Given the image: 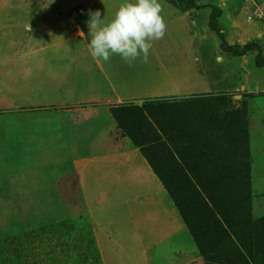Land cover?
Listing matches in <instances>:
<instances>
[{"label":"rangeland","instance_id":"1","mask_svg":"<svg viewBox=\"0 0 264 264\" xmlns=\"http://www.w3.org/2000/svg\"><path fill=\"white\" fill-rule=\"evenodd\" d=\"M124 2L0 0V264H141L124 248L103 251L101 244L113 239L101 237L99 207L85 191L69 196L62 184L64 175L81 174L98 154L126 147L141 152L111 117L110 106L178 102L166 120L180 126L187 150H208L190 160L195 177L211 189L223 188L228 200L247 202L252 218L264 215V96L242 98L264 91V69L254 64L256 57L264 61V18L253 16L259 6L264 12V0H158L170 12L164 21L186 13L184 41H153L161 60L113 63L124 77L141 80L149 73L154 96L121 101L116 96H126V85L112 101L92 100L91 85L100 96L109 87L100 60L88 50L90 12L99 10L107 23ZM208 4L219 9L226 40L251 48L244 56L219 49L207 26ZM174 29L164 36L170 31L179 37V24ZM151 157L174 193L186 194L182 174L159 154Z\"/></svg>","mask_w":264,"mask_h":264},{"label":"crops","instance_id":"2","mask_svg":"<svg viewBox=\"0 0 264 264\" xmlns=\"http://www.w3.org/2000/svg\"><path fill=\"white\" fill-rule=\"evenodd\" d=\"M163 14L170 12L163 9ZM165 23L166 31L179 24V37L172 38L169 31L168 37L156 41H184L181 27L187 24L186 13L171 15ZM151 50L148 59L161 60L154 48ZM122 60L119 55H112L107 62L100 60V72L109 91L100 96L91 85L90 99L112 101L115 90L126 85L130 88L126 96H116L121 101L139 102L154 96L156 88L149 83V73L142 77L147 78L145 86L143 79L113 71V63ZM209 86L212 89L215 85ZM62 179L69 196L72 190L85 191V199L90 198L92 205L99 207L101 237L113 239L101 244L103 251L108 247L110 253L125 250L139 255L141 264H204L179 211L138 147L98 154L90 158L81 174L70 171Z\"/></svg>","mask_w":264,"mask_h":264},{"label":"trees","instance_id":"3","mask_svg":"<svg viewBox=\"0 0 264 264\" xmlns=\"http://www.w3.org/2000/svg\"><path fill=\"white\" fill-rule=\"evenodd\" d=\"M203 7L210 8L207 26L214 32L222 52L241 57L251 50L246 44L240 47L226 40L223 27L217 23V6L208 4ZM254 64L264 69V61L258 57ZM260 96H264V91L242 94V98L247 99ZM177 105L178 102L171 100H147L140 105L110 106L109 112L141 147L144 157L178 208L205 264H264V215L252 218L247 202L228 200L223 188L216 186L211 189L195 177L190 160L199 161L202 154L198 152L208 150L202 145H193L191 150H187L188 141L182 136L180 126L166 120L165 117L171 116L170 111ZM223 111L224 106L219 110L220 119L224 117L221 116ZM192 124L195 127V123ZM152 154H159L164 162L171 163V167L182 174V187H186V194L174 193L164 176L156 171Z\"/></svg>","mask_w":264,"mask_h":264},{"label":"clouds","instance_id":"4","mask_svg":"<svg viewBox=\"0 0 264 264\" xmlns=\"http://www.w3.org/2000/svg\"><path fill=\"white\" fill-rule=\"evenodd\" d=\"M162 12L158 0H125L107 23L99 10L90 12V55L105 62L119 55L129 66L141 57L147 62L152 42L166 32Z\"/></svg>","mask_w":264,"mask_h":264},{"label":"built area","instance_id":"5","mask_svg":"<svg viewBox=\"0 0 264 264\" xmlns=\"http://www.w3.org/2000/svg\"><path fill=\"white\" fill-rule=\"evenodd\" d=\"M256 6L258 7V4H256ZM253 16L255 17V18H264V12L262 11V9H260V6H259V8L257 9V10H255V12H254V14H253Z\"/></svg>","mask_w":264,"mask_h":264}]
</instances>
